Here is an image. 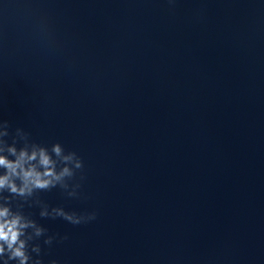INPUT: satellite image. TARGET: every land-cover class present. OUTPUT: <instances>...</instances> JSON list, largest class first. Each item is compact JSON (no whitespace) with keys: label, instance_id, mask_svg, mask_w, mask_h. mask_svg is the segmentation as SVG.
Here are the masks:
<instances>
[{"label":"clouds","instance_id":"1","mask_svg":"<svg viewBox=\"0 0 264 264\" xmlns=\"http://www.w3.org/2000/svg\"><path fill=\"white\" fill-rule=\"evenodd\" d=\"M0 128L5 129L0 133V137L9 135L7 121L0 123ZM16 132L17 136L25 141L22 147L17 148L15 138L6 148L0 147V169H3L0 173V193L6 191L12 196L27 199L38 190H48L57 185L67 190L69 185L66 178L73 177L75 170L83 168L81 158L75 152L65 153L63 146L58 142L49 150L45 146L29 144L27 135L21 129ZM6 143L7 141L0 139V145ZM79 186L75 185L68 195L76 196V188ZM0 200L4 201V204L0 205V260H3V264H9L10 261L29 264V241L44 235L47 230L20 211H13L8 196L0 195ZM96 215V212L78 215L75 212H66L61 207H54L49 212L47 205H44L40 212L41 217H60L73 225L95 220ZM28 229H31V232H28ZM53 239L49 236L44 242L51 245ZM31 251L39 255L40 246L33 245ZM32 264H42V261L36 259ZM50 264H57V261L52 260Z\"/></svg>","mask_w":264,"mask_h":264}]
</instances>
